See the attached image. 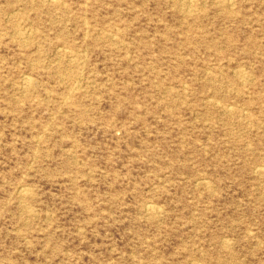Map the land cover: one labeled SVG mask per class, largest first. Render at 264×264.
<instances>
[{"label":"rangeland","instance_id":"1","mask_svg":"<svg viewBox=\"0 0 264 264\" xmlns=\"http://www.w3.org/2000/svg\"><path fill=\"white\" fill-rule=\"evenodd\" d=\"M0 264H264V0H0Z\"/></svg>","mask_w":264,"mask_h":264},{"label":"bare ground","instance_id":"2","mask_svg":"<svg viewBox=\"0 0 264 264\" xmlns=\"http://www.w3.org/2000/svg\"><path fill=\"white\" fill-rule=\"evenodd\" d=\"M232 2H233V1H232ZM230 3H231V2H230ZM190 11H191V10H190ZM190 11H189V12H190ZM192 11H193V10H192ZM31 32H32V31H31ZM241 76H242V74H241ZM245 76H246V75H245ZM26 83H28V85H29V79L26 81ZM26 83H25V84H26ZM149 207H151V208H152L153 206H152V205H150ZM149 207H148V209H149ZM154 207H156V206H154ZM156 209H157V208H156ZM154 211H155V210H154Z\"/></svg>","mask_w":264,"mask_h":264}]
</instances>
